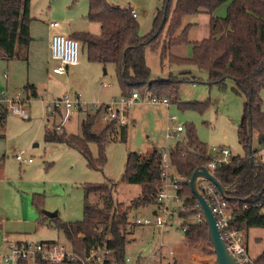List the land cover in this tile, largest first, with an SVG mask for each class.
<instances>
[{"label": "rangeland", "instance_id": "1", "mask_svg": "<svg viewBox=\"0 0 264 264\" xmlns=\"http://www.w3.org/2000/svg\"><path fill=\"white\" fill-rule=\"evenodd\" d=\"M116 7L137 9V22L140 36H147L154 26L157 10L162 8L161 0H108ZM228 3L214 13L225 17ZM87 0H31V24L34 38L62 34L74 36L81 33L98 35L100 26L88 18ZM58 23V28L49 27ZM187 26L188 39L193 44L210 37V14L202 11L183 18L180 32ZM80 63L72 66L65 76L52 74L56 64L40 54L29 60L21 54L11 61L0 59V92L15 97L24 90L28 82L37 83L40 91L38 98L24 106L30 119L8 114L5 125H0V254L6 251L5 243H46L68 244L64 233L56 228L54 222L44 211L58 212V217L69 223L83 219V204L86 184L114 182L116 202L129 205L141 194V185L124 182V174L129 153L144 155L154 150L170 148L186 143L190 129H194L198 138L207 144L212 158L218 151L227 148L234 157H243L246 152L239 142L238 127L244 114V96L234 91V82L226 81L221 88L210 82L209 72L201 70L193 63H178L172 59L193 57V45L173 47L161 63V51H146V63L151 70V81L180 80L176 99H170L169 107L138 102L130 107L117 105L119 122L124 124L116 129L106 144L104 153L106 164L101 170L89 166L80 152L65 143L48 142L45 134L48 129L67 136H83L82 122L89 115L97 114L93 128L100 133L110 121L106 119L108 106L119 101L123 95L116 74V66H106L91 62L87 49L79 41ZM43 56V57H42ZM8 73L9 80L4 78ZM148 90V89H147ZM149 93V92H147ZM65 95L74 100L78 96L86 108L71 109L72 114L65 119L66 109L52 111L49 103ZM146 95V93H145ZM142 97V96H141ZM264 111V90L261 92ZM193 105V107L188 106ZM177 116L176 123L170 122ZM184 126V132L174 135L172 128ZM63 126L62 131L57 127ZM171 129L172 138L167 139V129ZM5 135V137L3 136ZM94 159H100L97 143L89 144ZM254 149L259 146L256 141ZM25 152L32 163L22 164L16 156ZM175 190L170 189L169 194ZM34 200H42L43 207L38 209ZM91 201H99L91 196ZM168 224L164 228L131 226L127 235L130 244L126 257L130 264H137L139 258L147 259V264H204L215 260L212 245H191L182 230L183 220L179 217L180 203L171 197ZM155 204L131 210V220L138 214L153 216ZM198 215L194 218L197 219ZM256 234H258L256 236ZM260 237V239H255ZM251 259H256L264 251V229L251 230L248 240ZM173 256H170V253Z\"/></svg>", "mask_w": 264, "mask_h": 264}, {"label": "trees", "instance_id": "2", "mask_svg": "<svg viewBox=\"0 0 264 264\" xmlns=\"http://www.w3.org/2000/svg\"><path fill=\"white\" fill-rule=\"evenodd\" d=\"M78 1V0H74ZM88 18L100 26L98 35L81 33L71 36L81 41L87 49L91 62L106 66L114 64L123 95L138 92L141 96L150 92L156 97L176 99L180 80L151 81V70L146 63L148 48L161 51V63L171 49L192 44L188 39L187 26L181 30L183 18L202 11L210 14V37L193 43V57L189 60L173 58L178 63H193L201 70L209 72L210 82L226 87V81L234 82V91L244 96V114L238 127L239 142L245 150L243 157H234L229 164L218 167L215 175L218 181L232 190L226 201L232 210L231 226L242 230L246 236L251 229H264V162L257 153L264 148V111L261 92L264 90V0H161L162 8L157 10L154 26L147 36H140V25L133 17L131 9L116 7L108 0H87ZM228 3L225 17L214 13ZM31 0H0V59L11 61L21 54L28 59L31 43ZM148 89V90H147ZM24 92L33 98L39 95L35 86L27 84ZM193 107V105H189ZM97 114L89 115L82 122L83 136L60 135L48 129V142L65 143L80 152L89 166L101 170L106 164L104 149L111 135L120 126L119 120H110L100 133L93 131ZM8 113L0 107V125L6 123ZM254 141L259 148L254 149ZM97 143L100 159H94L89 147ZM174 169L187 178L178 191L186 211H180L185 232L191 245H210L208 227L203 220L197 224L196 215H203L198 200L192 193L190 179L200 167L208 166L211 154L207 144L202 142L195 130H189L186 143L170 152ZM161 156L159 150L140 155H128L124 182L141 185V194L129 205L116 202L114 190L117 184L105 182L86 184L83 204V219L69 223L59 217L51 219L62 231L71 248L78 253L88 251L93 245H106L111 251L105 264H128L126 250L130 241L129 222L131 210L156 203L161 184ZM98 196L93 203L91 196ZM38 209L42 200H34ZM111 235L112 239L107 240ZM104 243V244H103ZM211 246V245H210ZM264 264V251L255 260ZM39 264H50L40 262ZM62 264H74L73 262Z\"/></svg>", "mask_w": 264, "mask_h": 264}, {"label": "built area", "instance_id": "3", "mask_svg": "<svg viewBox=\"0 0 264 264\" xmlns=\"http://www.w3.org/2000/svg\"><path fill=\"white\" fill-rule=\"evenodd\" d=\"M131 13L134 18L138 17L137 9H131ZM51 28H58V23H50ZM80 43L78 40L71 36H65L62 34L53 35L51 40V53L52 58L56 62L53 68V72L57 75H66L67 67L77 66L80 63L79 53ZM5 77L7 75L5 74ZM32 101V96H28L26 92L22 91L15 97H9L5 91L0 92V107H3L8 114L19 116L23 119H29L28 112L24 109V106ZM140 103L164 105L169 107L171 101L168 97H156L150 92L145 96H142L138 92H134L130 96H122L119 101H112L106 106L107 117L109 120H119V110L115 109L117 105L130 107L132 105ZM88 105L83 104L78 96L74 100H71L69 96L65 95L63 98L49 103V108L52 111H61L63 107L66 109L67 119L71 114V109H83ZM100 107H103L101 105ZM170 122L176 123L178 121L177 116H172ZM121 124H124L123 120H120ZM63 126H58L57 130L62 131ZM171 129L168 127L166 138L170 139L173 135L170 133ZM174 135H179L184 132V126L177 125L172 128ZM178 137V136H177ZM185 144V143H184ZM170 148H162L159 150L161 156V184L160 189L156 197L155 211L153 216L138 214L133 220L130 219L129 228L133 225L142 227H159L164 228L168 224L169 206L167 201L169 198L174 197L179 203V211H186L183 206V199L179 196L178 191L182 188L184 182H187V178L179 174L173 167L170 160ZM26 153L21 152L16 156L22 164L32 163V158L25 157ZM257 156L264 162V148L261 149ZM234 156L227 148H222L218 151L217 157L212 158L208 165L211 172L215 173L218 167L225 164H229L233 160ZM175 190L174 194H169L170 189ZM201 191L207 201L209 202L212 211L217 220V226L220 231L221 237L227 244L230 252L238 259L240 264H257L255 259H251L249 256V250L247 245V238L242 230L235 229L231 226V220L233 219L232 210L230 209L226 197L220 192L218 187L209 180H204L200 184ZM205 221L203 215H198L196 223L199 224ZM1 228V222H0ZM184 233L188 230V225H182ZM112 239V236H107V240ZM104 244V243H103ZM6 251L0 254V264H39L40 262H48L50 264H62L73 262L74 264H105L111 251L106 245L95 244L88 251L83 253L75 252L70 245L61 244L57 242L46 243H22V242H10L5 243ZM173 256V253H170ZM130 264L129 260H126ZM147 259L139 258L137 264H147ZM206 264H216L215 260H212Z\"/></svg>", "mask_w": 264, "mask_h": 264}, {"label": "water", "instance_id": "4", "mask_svg": "<svg viewBox=\"0 0 264 264\" xmlns=\"http://www.w3.org/2000/svg\"><path fill=\"white\" fill-rule=\"evenodd\" d=\"M204 180H209L214 183L224 197L228 198V195L232 193V190L224 187L217 179L216 175L211 172L208 166H203L198 168L192 175L190 179V187L192 193L198 200L199 206L202 209L205 223L208 227V236L210 243L213 247L215 262L216 264H240L238 259L230 252L224 239L221 237L220 231L217 226L216 217L212 211V208L203 195L200 184ZM44 214L53 219L58 217V212L44 211Z\"/></svg>", "mask_w": 264, "mask_h": 264}, {"label": "crops", "instance_id": "5", "mask_svg": "<svg viewBox=\"0 0 264 264\" xmlns=\"http://www.w3.org/2000/svg\"><path fill=\"white\" fill-rule=\"evenodd\" d=\"M30 33H31V43H30V46H29V51H30L29 60L30 59H33L35 57V55L39 52L40 54L44 55L45 57H48V59L50 58V60H52L53 62H55L53 60V58H52V53H51V40L52 39L49 38L48 36H39L38 37V40H37L36 38H34V35H33V32H32V27L31 26H30ZM55 65L52 66V74L57 75V74H55L53 72V68H54ZM70 67H72V66L67 67V71L69 70ZM5 74L7 75V77H4V78H6L7 81H8L9 80V75H8V73H5ZM5 74H4V76H5ZM57 76H65V75H57ZM28 84H31V85L35 86V88L37 90V93L40 96L39 87H38L36 81L35 82H28ZM26 94L28 96H31L30 95L31 94L30 92H28V93L26 92ZM32 99H35V98L32 97ZM29 119H30V117H29ZM3 136L5 137V135H3ZM251 230H253V229H251ZM251 230H250V232H251ZM250 232H249L248 237H247V245H248V240H249ZM257 235L258 234H256V236ZM255 239H260V237H255ZM206 263H208V262L205 261L204 264H206Z\"/></svg>", "mask_w": 264, "mask_h": 264}]
</instances>
